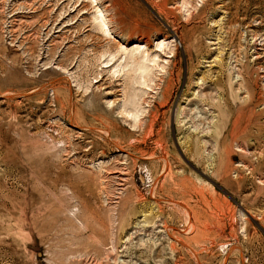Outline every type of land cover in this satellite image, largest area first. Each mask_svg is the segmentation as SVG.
Segmentation results:
<instances>
[{"label": "rangeland", "instance_id": "obj_1", "mask_svg": "<svg viewBox=\"0 0 264 264\" xmlns=\"http://www.w3.org/2000/svg\"><path fill=\"white\" fill-rule=\"evenodd\" d=\"M0 264H264V0H0Z\"/></svg>", "mask_w": 264, "mask_h": 264}, {"label": "bare ground", "instance_id": "obj_2", "mask_svg": "<svg viewBox=\"0 0 264 264\" xmlns=\"http://www.w3.org/2000/svg\"><path fill=\"white\" fill-rule=\"evenodd\" d=\"M184 9H186V7H184V6H182ZM103 29H104V31L105 32H108V30H109V25H106V24H104V26H103ZM158 46V45H157ZM160 46V45H159ZM167 46V45H166ZM161 48H162V46H160ZM127 52H125V54H126ZM112 60H113V58H112ZM117 72H119V69H115L114 70V74H116ZM139 97H137V96H135L134 98H131V99H129L128 101H127V104H124L123 105V108H124V110H128V107L129 106H133V107H138V99ZM133 99V100H132ZM140 111V110H139ZM138 110H137V113L135 114V117H133V116H131V115H129L132 119H133V124H137V122L139 121V118H140V116H141V113L139 112Z\"/></svg>", "mask_w": 264, "mask_h": 264}]
</instances>
